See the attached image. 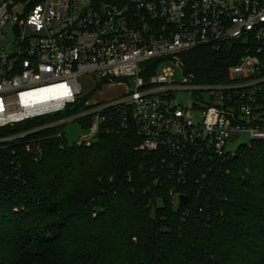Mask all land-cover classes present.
<instances>
[{"label": "built area", "instance_id": "2783aa9c", "mask_svg": "<svg viewBox=\"0 0 264 264\" xmlns=\"http://www.w3.org/2000/svg\"><path fill=\"white\" fill-rule=\"evenodd\" d=\"M199 47L235 57L226 80L184 71L179 54ZM81 77L97 84L82 94ZM182 92L192 99L181 103ZM36 118L52 120L8 132ZM75 121L77 146L101 131L134 135L168 167L179 204L191 164L220 167L241 133L264 141V0H0V147ZM33 143L24 148L37 159Z\"/></svg>", "mask_w": 264, "mask_h": 264}, {"label": "trees", "instance_id": "16d2710c", "mask_svg": "<svg viewBox=\"0 0 264 264\" xmlns=\"http://www.w3.org/2000/svg\"><path fill=\"white\" fill-rule=\"evenodd\" d=\"M178 58L198 82L226 80L235 61L210 47ZM26 141L39 145L37 159ZM138 142L101 131L77 146L55 126L0 147V264H264V141L220 167L191 164L177 205L168 167Z\"/></svg>", "mask_w": 264, "mask_h": 264}, {"label": "rangeland", "instance_id": "374dc122", "mask_svg": "<svg viewBox=\"0 0 264 264\" xmlns=\"http://www.w3.org/2000/svg\"><path fill=\"white\" fill-rule=\"evenodd\" d=\"M163 64L165 65H170L173 70H174V78L175 79H180L181 76H182V71L177 67V66H174L173 67V64H167V62H164ZM98 77H95V78H86V77H81L80 80H81V83H82V86L84 89L83 93L82 94H85L87 93V89L89 88H92L94 87L96 84H97V79ZM97 79V80H95ZM120 89V86L117 87V88H107L106 90H104L103 87H101V89H97L95 94L94 95H98L99 92H103V93H115L117 90ZM108 91V92H107ZM93 97V96H92ZM92 97H89L88 100H91ZM177 98L178 100L181 102V103H184L186 101H190L192 99V95L189 94L188 92H182V93H179L177 95ZM85 131V129L81 126V124L77 121L75 122H71V123H68V124H65L62 126V132H64V136L67 140V142L69 144H72L79 135H81L83 132ZM249 140V136L247 133H241L238 137V139H236L232 144V149H238L240 145L246 143L247 141Z\"/></svg>", "mask_w": 264, "mask_h": 264}, {"label": "water", "instance_id": "95a60500", "mask_svg": "<svg viewBox=\"0 0 264 264\" xmlns=\"http://www.w3.org/2000/svg\"><path fill=\"white\" fill-rule=\"evenodd\" d=\"M187 196L186 195H180L179 196V204H185L187 201Z\"/></svg>", "mask_w": 264, "mask_h": 264}]
</instances>
